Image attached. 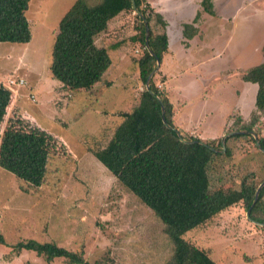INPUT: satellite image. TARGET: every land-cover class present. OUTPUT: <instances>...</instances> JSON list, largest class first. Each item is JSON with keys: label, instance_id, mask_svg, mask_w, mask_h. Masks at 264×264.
Segmentation results:
<instances>
[{"label": "rangeland", "instance_id": "rangeland-1", "mask_svg": "<svg viewBox=\"0 0 264 264\" xmlns=\"http://www.w3.org/2000/svg\"><path fill=\"white\" fill-rule=\"evenodd\" d=\"M75 1L30 0L25 13L31 35L29 43H0V84L8 86L10 79L24 81L23 86L9 88L13 99L2 129L8 120L19 119L57 142L48 173L39 187L30 186L0 167V235L4 239L0 264H47L33 252L17 253L12 249L26 240L82 252L89 263L166 264L172 246L162 223L119 185L92 153L111 138L121 121L119 114L130 112L146 88L136 64L143 47L130 40L136 34V13L122 14L98 37L97 45L107 49L113 66L103 74L101 84L78 93L52 79L49 72L57 25ZM187 1L201 7L198 0ZM214 1L217 9L212 10L223 11L228 4L237 9L241 4L237 0L227 4ZM241 1L245 9L240 16L232 18L226 30L221 24L220 33L212 37L214 51L221 58L209 63L211 67H199L193 54L190 59L185 53L180 54L178 43L171 48L177 54L171 69L181 73L174 83L175 90L180 88L186 96L179 113L181 118L190 119L192 127L204 129L206 140L219 136L224 109L233 99V88L219 94L214 88L227 78L229 71H244L262 59L264 0ZM173 30L180 33L181 28ZM112 46L117 48L113 50ZM213 75L220 79L219 84L214 83ZM152 77L159 90L164 91L160 65ZM215 100L225 103L220 105L223 102ZM252 107L251 103L243 110L247 121ZM238 119L236 115L231 118L228 124L232 130L225 134L239 131ZM257 129L264 134V118ZM253 139L234 140L227 145L224 141V148H229L232 155L220 159L217 165L221 162L236 168L237 176L254 172L261 179L264 159L255 149ZM219 151L224 154L222 149ZM211 179L216 180L213 176ZM244 217L246 213L236 206L216 216L204 228L187 232L184 238L208 250L215 264H264V231L245 222ZM51 264L65 263L59 259Z\"/></svg>", "mask_w": 264, "mask_h": 264}, {"label": "trees", "instance_id": "trees-1", "mask_svg": "<svg viewBox=\"0 0 264 264\" xmlns=\"http://www.w3.org/2000/svg\"><path fill=\"white\" fill-rule=\"evenodd\" d=\"M29 1L0 0V43H29L31 35L25 16ZM133 2L148 25V47L153 54L145 48L144 24L136 14V34L130 40L143 47L136 64L139 79L145 84L156 62H160L167 52L166 23L146 0ZM201 7L205 13L212 14L211 0H202ZM133 12L131 0H76L57 25L49 65L52 79L78 93L101 84L112 61L107 49L97 45V39L107 32L113 20ZM184 31L186 38L191 37L190 32L194 33L190 26H184ZM262 55L260 65L241 75L244 82L258 87L255 109L249 120L238 119V130L246 133L226 137V145L239 139L252 140L251 133H254L264 150V134L257 129L264 117V45ZM148 88L150 92L145 88L130 112L119 114L121 121L111 138L93 151V156L119 185L162 223L163 232L172 246V255L166 264H215L208 250L184 236L191 230L204 228L216 216L236 206L249 212L248 218L244 217L245 222L264 224V186L253 204L256 189L264 182V176L259 180L254 172L237 176L236 168L221 162L217 165L220 159H229L232 155L226 147L221 154L220 138L203 142L181 133L182 139L190 143L181 142L172 129H176L172 107L154 77ZM12 99V90L0 84V167L30 186L39 187L48 173L57 142L38 127H30L19 119L8 120L2 129ZM160 103L164 108V121L170 128L162 121ZM230 127L227 132H231ZM255 149L264 159V154L256 146ZM212 176L216 180H212ZM253 226L264 231V226ZM0 245H4L1 235ZM12 249L17 253L33 252L47 264L59 259L65 264H106L89 263L82 252L75 253L53 243L35 240L18 242Z\"/></svg>", "mask_w": 264, "mask_h": 264}, {"label": "crops", "instance_id": "crops-1", "mask_svg": "<svg viewBox=\"0 0 264 264\" xmlns=\"http://www.w3.org/2000/svg\"><path fill=\"white\" fill-rule=\"evenodd\" d=\"M146 1L149 3L150 7L156 13L161 15L164 22L166 23L165 33L167 36L168 49L160 61V71L164 77V86H165L164 91L163 90L162 91L172 107V120L177 131H179L180 134L184 133L189 136L198 138L203 142H206V141L217 140L221 136L223 137L227 132L228 128L230 127L228 123L230 122L233 116L236 115L239 119H242L243 121H247L248 117L246 118V116L243 115L244 112L243 110L247 107V105L252 103L253 107L249 115L252 113V111H254L255 97L258 87L256 84L244 82L241 79V75L243 71H241L240 69H236L235 72L229 71L227 78L223 79V81L220 83L219 86L215 88L213 87L214 92H216V94H219L221 92L224 93V91H231L230 89L233 88L234 90L233 99H232V104L228 105V107L224 109L226 110V113H223L224 114L223 121L220 127L222 131L220 132L219 136L214 137L213 139L206 140L207 137L204 135V129L200 130L199 127L194 128L191 126L190 119L181 118V113L179 112H180V106H183L186 100L185 91L182 92L180 88H177V90H175L174 83L175 81L178 80V78H180L179 75L181 73L178 71L174 72L171 69V63L172 62L176 63V59H177V54L173 52L171 49L173 43H178L176 45H178L180 49H182L180 54L185 53L188 59H190V56L193 54L195 56V59L199 63V67H211L208 66L209 63L211 62L213 63L216 60L219 61L221 55L220 53L214 51L215 45L212 37L214 36V34L220 33L219 31L221 30L220 29L221 24H224V28L226 30V26L228 25L230 20L232 18L236 19L240 16L241 12L245 9V5H243V2L241 0L236 1V2H241L240 6H238L237 9L230 7L232 4L226 5L225 9L226 10L228 9L227 12L225 9L223 11H221L220 9L216 10L217 8L215 7V1L211 0L212 7L216 9L212 10V14H208L202 11L201 7L199 8L195 7L196 5H193L192 2H188L187 0H185V3H183V1L180 0L182 4H180V1L178 0H146ZM201 1L202 0H198V3L200 4ZM229 1L230 0H223L222 2L227 4L230 3ZM234 9L236 10L235 12H233ZM226 21L228 22L225 24ZM216 25L219 27L216 28ZM184 26H190L194 29V33L192 34V32H190L191 35L189 34L191 36L190 38H186L184 36V32H185ZM176 28H181L180 33L173 30ZM263 45H264V41L262 46H260L262 59L258 65H260L263 62V55H262ZM228 46L229 44H227L226 41L225 47ZM112 66L113 64L111 63V67ZM213 79L215 84H219L220 79L216 78L215 75H213ZM172 92L177 95L174 97L172 95ZM177 98L179 99V101H176ZM215 102L222 103L223 100L220 101L215 100ZM224 103L225 102H223L220 105H223ZM263 118L264 117L261 118V121ZM202 122H203L202 120L199 121L198 125L201 124Z\"/></svg>", "mask_w": 264, "mask_h": 264}, {"label": "water", "instance_id": "water-1", "mask_svg": "<svg viewBox=\"0 0 264 264\" xmlns=\"http://www.w3.org/2000/svg\"><path fill=\"white\" fill-rule=\"evenodd\" d=\"M131 4H132V8H133L134 12H135V13H136V14L142 19L143 24H144V29H145V37H144L145 48H146L147 51L150 53V55H153L152 52L150 51L149 47H148V36H149L148 25H147V23H146L144 17H143V16L138 12V10L135 8V5H134L133 0H131ZM159 65H160V62L157 61V62H156V66H155V68H154L153 71L149 74V76H148V78H147V80H146L145 86H146L147 91H149V92H150V90H149V88H148V84H149V82H150L152 76L154 75V73L158 70ZM160 108H161L162 121H163V123L165 124V126H166L167 128H170V127L165 123V121H164V108H163V106H162L161 103H160ZM172 129L176 132V134H177V136H178V138H179V140H180L181 142H184V143H190V142H187V141H185L184 139H182L180 133H179L176 129H174V128H172ZM243 133H246V132H245V131H238V132H232V133L225 134V135L221 138V140H220V141H221L222 152H224V149H225V148H224V140L226 139V137H228V136H232V135H235V134H243ZM251 134H252V136H254V140H255V146H256V148H257L262 154H264V150L260 148L259 143H258V140H257V138L255 137L254 133H251ZM263 186H264V182H262V183L257 187L256 192H255V195H254V196H255V199H254V201H253V204L255 203L256 198H257V196H258V194H259V191L261 190V188H262ZM248 213H249V212H246V218H248ZM252 223L255 224V225L261 226V227L264 226V224H259V223L254 222V221H252Z\"/></svg>", "mask_w": 264, "mask_h": 264}, {"label": "built area", "instance_id": "built-area-1", "mask_svg": "<svg viewBox=\"0 0 264 264\" xmlns=\"http://www.w3.org/2000/svg\"><path fill=\"white\" fill-rule=\"evenodd\" d=\"M7 85L6 86L7 88H12V87H20V86H23L24 85V81L22 79H16V80H13V79H10L7 81Z\"/></svg>", "mask_w": 264, "mask_h": 264}]
</instances>
